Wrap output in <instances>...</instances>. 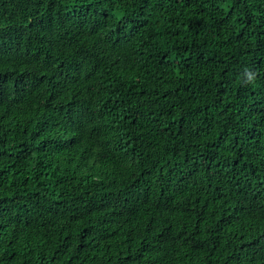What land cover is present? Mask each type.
I'll return each instance as SVG.
<instances>
[{
  "label": "trees",
  "instance_id": "trees-1",
  "mask_svg": "<svg viewBox=\"0 0 264 264\" xmlns=\"http://www.w3.org/2000/svg\"><path fill=\"white\" fill-rule=\"evenodd\" d=\"M0 264H264V0H0Z\"/></svg>",
  "mask_w": 264,
  "mask_h": 264
}]
</instances>
